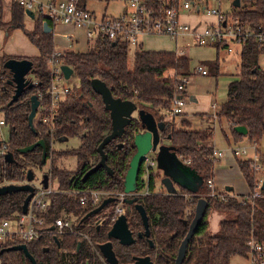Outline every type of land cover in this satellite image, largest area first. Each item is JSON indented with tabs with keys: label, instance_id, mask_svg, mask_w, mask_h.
Here are the masks:
<instances>
[{
	"label": "trees",
	"instance_id": "1",
	"mask_svg": "<svg viewBox=\"0 0 264 264\" xmlns=\"http://www.w3.org/2000/svg\"><path fill=\"white\" fill-rule=\"evenodd\" d=\"M239 8L233 16L252 31L264 28V0H239ZM15 15L21 17L23 10L16 6ZM3 6L0 0V28ZM45 18L37 16L31 31H24L29 41L37 48L39 56L31 59L32 76L38 83L25 92L16 103L8 106L14 88L7 83L9 74L1 66L0 70V113L8 129L4 142L6 152L14 156V162L6 164L0 157V185L22 184L29 170L41 168L42 149L35 147L32 152L20 154L19 150L41 140L45 145V159L50 162L47 176L58 184L59 191H123V180L128 164L135 153L134 136L141 133L137 119L126 127L123 136L104 148L106 165L112 170V176L104 169H98L84 181L86 172L99 160L96 151L102 139L111 129L109 113L104 109L101 99L96 95L90 82L98 79L103 82L114 98L132 101L138 109L152 113L157 122H164L161 138L174 147L178 157L189 160V166L203 180L199 195H192L178 189L175 194H168L163 187H156L157 179L152 169L148 178H140L137 191L147 190L148 194L138 198L148 216L149 239H138L133 245H117L119 264H130L133 258L148 256L152 264H174L179 245L188 231V224L193 209L199 198L208 203L206 216L188 244L182 264H229L235 256L248 257L247 242L253 238L264 242V193L258 199L247 200L245 196H234L231 192L220 200L209 197L206 181L213 178L214 167L210 161L213 151L208 143L213 136L210 130L192 131L176 129L174 124L164 121V110L169 107V100L175 93L177 78L190 75V60L170 52H155L136 49L132 57L125 44L112 43L108 40H96L84 53H69L60 59L73 71L79 81L78 88H72L70 94L58 105L57 115L52 128L37 122L33 129L28 125L30 112L29 99L38 91L43 92L51 83L52 76L48 61L53 49L52 33L43 32ZM50 27H53L48 22ZM219 52V50H217ZM264 54V45L248 43L242 46L239 54V73L227 86L226 99L216 110V119L228 126L234 142L246 138L258 146L264 143V70L259 67V58ZM7 59L3 60V63ZM208 72L218 76V63L205 64ZM167 72L174 77L163 79ZM48 104V101L45 102ZM183 125L184 122H181ZM242 126L246 136L234 131ZM227 139L226 134H224ZM69 138H77L79 146L75 149L54 151L53 144ZM117 143V145H116ZM122 145L119 149L118 145ZM75 160L76 169L71 171L66 164ZM237 167L252 193L256 175L250 170L248 162L239 160ZM144 171H141V175ZM264 176V172H263ZM27 194L12 193L0 196V220L20 214L21 206ZM57 203V206L55 205ZM211 208L221 215L219 231L211 234L207 216ZM72 213L82 219L89 210H84L76 200L63 195H55L53 205L45 216L47 222L58 217L61 212ZM125 216L129 231L135 236L142 232V226L135 211L127 207ZM79 219V220H80ZM184 221L187 224H184ZM104 228L100 233L94 229L89 232L93 245L98 247L107 241ZM149 241L153 246H149ZM81 242L77 250V244ZM20 244L17 239L0 241V251ZM28 253L36 264H102L97 253L81 238L64 235L55 244L52 236L43 235L37 240L26 243ZM47 248V252H45ZM0 264H31L22 252L8 251L0 254Z\"/></svg>",
	"mask_w": 264,
	"mask_h": 264
},
{
	"label": "built area",
	"instance_id": "2",
	"mask_svg": "<svg viewBox=\"0 0 264 264\" xmlns=\"http://www.w3.org/2000/svg\"><path fill=\"white\" fill-rule=\"evenodd\" d=\"M223 0H12L20 7L23 12H31L35 17L42 16L46 23L53 26L64 25L81 30L86 38L87 45L96 40H108L112 43L118 42L125 44L129 49H142L144 40L147 37H164L177 43L179 40L185 41L186 47H211L227 54H232L237 48L248 43L259 46L264 45V28L258 31L250 30L233 16L234 0H224L232 12L222 10ZM89 2L120 3L121 10L117 16L107 17L96 15L87 6ZM183 15H192L198 19L194 24L182 20ZM212 18V21L203 20ZM69 37L68 39H70ZM71 48V46H69ZM72 51L59 50L53 51L48 61V69L52 76L50 85L43 91H38L35 95L39 101V106L34 118L36 122L52 128L57 109L71 92L72 88L63 85L65 79L61 73L62 66L60 59ZM182 57L184 52H174ZM190 75L177 78L175 93L169 100V107L164 110V116L172 121L179 118L184 113V108L189 102L186 89L189 84L190 76L198 74L207 75V70L200 64L190 67ZM31 82L34 86L38 83V78L33 77ZM61 84V85H60ZM46 100L48 104H46ZM213 119L216 120V106H212ZM4 125L0 121V126ZM256 143L249 146H238L231 148L229 154L238 160L247 161L250 170L256 175L254 184L255 190L245 197L248 200L258 199L264 192L261 190L264 178V152ZM6 152L5 146L0 149V157ZM251 152V153H250ZM226 152L220 150L212 151L210 161L220 163L225 157ZM185 165L190 161L181 158ZM155 159L151 160L146 156L143 163V177H147L148 170L155 166ZM143 179V178H142ZM55 181V180H54ZM53 180L48 178L47 187L44 188L41 180L33 185L34 193L30 199L25 214H16L8 219L0 220V241L17 239L20 244H25L37 240L40 236L51 235L59 239L64 235H72L85 241L93 251L98 252L90 241L89 232L95 226L106 225L110 228L123 214L124 201L128 198L124 192L113 191H88V190H69L59 191L52 186ZM206 188L210 191L209 197L224 198L225 193L217 192L213 178L206 181ZM63 195L73 198L84 210L98 208L106 199L113 201L102 211L101 217H93L86 222H81L79 216L64 211L47 222L46 215L53 205L55 195ZM147 190L136 192L130 197L147 195ZM80 219V220H79ZM84 227L85 232L81 229ZM51 228H53L51 230ZM248 257L247 264H264V242L256 241L251 238L247 242Z\"/></svg>",
	"mask_w": 264,
	"mask_h": 264
},
{
	"label": "water",
	"instance_id": "3",
	"mask_svg": "<svg viewBox=\"0 0 264 264\" xmlns=\"http://www.w3.org/2000/svg\"><path fill=\"white\" fill-rule=\"evenodd\" d=\"M233 6L235 8H239V0H234ZM25 15L32 20L34 19V16L31 12L25 11ZM42 27L45 34L51 31V28L47 23H43ZM2 67L9 74L7 83L14 88L13 95L8 102V106H10L13 103H16L25 92L30 91L34 88L33 83L28 78L33 74V63L28 59L11 58L6 60L3 63ZM60 70L65 80H68L73 74L71 68L66 65H62L60 67ZM90 87L92 91L101 98L104 109L109 113L111 121V131L102 139L101 143L97 147V153L100 155L99 162L86 174V176L99 168H104L109 174H111V171L105 164L106 155L104 154L103 149L112 140L122 137L125 128L129 126L131 121L134 119L133 115L136 114V119L138 120L143 131L134 136L133 146L135 148V153L129 161L128 169L124 176V194L130 197L137 192V183L141 171V166L144 163L146 156L149 153H152L155 155L156 169L160 171L162 176L160 184L168 194H175L178 189H181L192 195H199L200 190L203 186V180L199 176V174L190 166L185 165L177 157L174 147L170 145L160 144V132H162L165 127L164 122H157L155 116L152 113L143 109H138L136 104L132 101H123L121 99L114 98L107 86L98 79L91 80ZM29 104L30 112L27 116V121L29 127L33 129V121L39 106V101L36 95H31ZM234 131L242 136H246L247 133L246 128L242 126L235 127ZM35 147H41L43 150L41 161V163L43 164L45 162V147L43 141L41 140L35 142L30 146L20 149L19 153L27 154L29 152H32ZM121 147L122 145H119L118 148ZM3 160L6 164H11L14 162V156L12 153L6 152L3 156ZM33 179V172L29 170L26 176L27 183L21 185L13 183L0 185V196L12 193L27 194L21 206V212L22 214H25L27 211L28 203L34 193V188L30 184ZM47 182L48 176L43 175L41 177V184L44 188L47 187ZM261 190L262 192H264V178L262 180ZM112 201L113 199L104 200L98 208L87 213L81 219V222L101 212L102 209L108 206ZM124 204L126 205V207H132L140 216L144 232L142 234H139L138 238H142L143 236L148 238V218L142 205L138 203V199L136 197L126 198ZM207 208L208 203L206 202V200L203 198H199L194 207V215L190 223L188 224V231L179 245L174 264L183 263L188 244L195 235L199 224L206 216ZM184 223L186 224V222ZM52 229L53 228H51V230ZM107 238L117 239V242L121 246H130L134 244L135 239L132 237V234L128 229L127 219L124 214L118 216L117 220L108 231ZM54 241L56 244H58L57 239H54ZM150 246L152 247L151 242ZM47 250L48 249L45 248L44 251L47 252ZM8 251L22 252L31 264H36L33 257L28 253L25 244H18L3 249L0 251V254ZM99 251L108 264H119L113 252L111 242L100 245ZM134 264H152V262L150 258L146 256L134 258Z\"/></svg>",
	"mask_w": 264,
	"mask_h": 264
},
{
	"label": "rangeland",
	"instance_id": "4",
	"mask_svg": "<svg viewBox=\"0 0 264 264\" xmlns=\"http://www.w3.org/2000/svg\"><path fill=\"white\" fill-rule=\"evenodd\" d=\"M87 6L90 10H93L94 12H96V15H101V16L104 15L107 17L117 16L121 10V4L117 3V2L110 3L107 6L104 3L89 2L87 4ZM222 10L224 12H226V11L232 12V9L230 7H228V4L224 0L222 1ZM21 17L22 18L20 19V21H18L15 19L14 15H12L11 12H7L5 10L4 14H3V20H4V22H6L8 24V27H9L7 32L5 31V32H3V34H4V36L6 34H9V37H7V40H6L7 42L10 43V41H12V40L17 41V42H14L13 45H17L18 41L21 42V39L19 40L16 37V36H18V34H20V38H21V36L22 35L24 36V34H25L23 30L32 28L33 20L28 18L25 14L22 15ZM19 24H20V26H19ZM16 33H18V34H16ZM23 36H22V38L24 40V44L26 46L30 47L31 45L28 43L26 35L24 37ZM6 46H8V45L6 44ZM1 48L2 47L0 45V52H1ZM89 48H90V50L93 49L91 43H89V45H88V49ZM33 49H35V48L33 47ZM143 50H145V51H157V52H161V51L162 52H172V53H174L175 51L176 52L182 51V52H184L182 57L190 59V61H192V63H197L198 61H200V59L202 57L206 58V57H204L205 54H203V53H210L211 52V50L204 51L203 49H195V48L186 47L185 41H183V40H179V41H177L176 44H174L173 41H171L167 38H164V37H147V38H145ZM133 52H134V49L130 48L129 49L130 57H132ZM223 57L225 58L224 61H222V59H221L222 57L220 56L219 71H218L217 78L212 76L211 74H209L206 77H202V76L200 77L198 75L190 76L189 84L187 86L188 87V95L195 97L197 100L196 102H198L202 107L207 108V110H208V107H206V106L209 103H211L210 101H212V102L215 101L218 105H220L226 99L225 98L226 97V86L239 73V68L237 66L238 58L233 56V55H228V56H223ZM259 67L262 70H264V54H262L259 58ZM190 73H191V71H190ZM172 77H174L173 72H167L163 76V79L172 78ZM32 78H33V76L30 75L29 79L31 80ZM63 85H66L69 88H74V87L78 88L79 81H78L77 77L74 74H72V76L68 80H65L63 82ZM190 104H192V102L188 103V105H190ZM133 117L136 118V114H134ZM1 118H3V116L0 114V121H3V119H1ZM164 119L166 120L165 122L174 124L176 129L183 130V129L188 128V126H186V124L183 125L180 123L181 118H176L175 120L169 121L164 116ZM35 123H37L36 119H35V121H33V124H35ZM222 129H225V128L222 127ZM225 131L227 132L226 129H225ZM213 135H214V148L215 149L223 150L224 152L230 150V148L227 146V144L225 142L224 136L222 134V130L218 124L215 125V127H214ZM7 137H8V129L5 125L4 126L2 125L0 127V142H4L7 139ZM228 137H229V135H228ZM212 140H213V138H212ZM165 144H167V143H165ZM243 144H246L245 141L243 142ZM78 146H79V141L77 138H69V139L64 140L62 142H57V143L53 144L52 149L54 151H60V150H65V149H75ZM233 146L234 145H231V148ZM241 146H244V145H241ZM147 157H149V159H151V160L155 159V155L152 153H149L147 155ZM178 158L181 160L180 157H178ZM237 161H239V160L238 159L235 160L236 165H237ZM66 164L68 165L69 170L73 171L76 169L75 160L67 161ZM219 164H221V162L220 163H217V162L212 163L214 170H215L216 166ZM48 166H49V162H47L44 165L43 171H46ZM151 169H152L154 175L157 176L156 177V179H157L156 187H158V186H160V180L162 178L161 173H160V171H158L156 169V163H155V166L152 167ZM233 169H235V168H233ZM33 171H34L35 176H36V179L33 182H34V184H36L37 182L40 181L41 175L39 174V172L36 169H34ZM44 174L45 173H42V175H44ZM217 175L220 176L221 179L224 181H228L231 179L234 182L235 181L237 182L238 179H240V181H241V177L237 171H235V175H234V173H230L229 171L228 172L220 171ZM213 176H214V174H213ZM48 178H49V176H48ZM142 178L144 180H147L148 175H147V177H142ZM223 185H224V183H223ZM52 186L54 188L57 187V189H58V184L54 180L52 182ZM218 187H219L218 190H221V191L225 190V188H226L224 186H218ZM223 192L224 191H222V193ZM128 198H132V197H128ZM55 205L57 206V203H55ZM122 208H123V214L125 215L126 210H127L126 205H125V207L122 206ZM193 215H194V209H193ZM193 215H192V217H193ZM207 220L209 222L210 233L216 234L219 231V222L221 220V215L218 212H216L214 208H211V210L209 211V214L207 216ZM81 229L84 230L85 232H88V230H85L84 227H81ZM229 264H247V259L244 257L235 256V257L231 258Z\"/></svg>",
	"mask_w": 264,
	"mask_h": 264
},
{
	"label": "crops",
	"instance_id": "5",
	"mask_svg": "<svg viewBox=\"0 0 264 264\" xmlns=\"http://www.w3.org/2000/svg\"><path fill=\"white\" fill-rule=\"evenodd\" d=\"M42 1L46 2V1H51V0H42ZM2 6H3V14H4L5 10L7 12H11L12 15H14L15 19L20 21V19L22 17L15 15V11L13 9L15 7V4L12 2V0H2ZM3 14H2V22L4 23L5 27L0 28V45L2 47L1 48L2 53L0 52V70H1V66L3 65V60H5V59L8 60V59L14 58V59L31 60V59H34V58L39 56V52H38L37 48L29 41L28 38H27L28 43L31 46L28 47L24 44V40L22 38L23 35L20 38V34L16 33V34H18V36H16L17 39H19V40L21 39V42L18 41L17 45H13L14 42H17L15 40L10 41V43L6 41L7 37H9V34H6L4 36L3 32H5V31L7 32L9 27H8V24L6 22H4V20H3ZM24 14L25 13H23L22 15H24ZM34 19H33L32 28L31 29H25V31H31L33 29ZM182 20L187 21V22L192 23V24H194L195 22L198 21V19L192 15H183ZM203 20L212 21V18H204ZM44 23H46V22H44ZM19 26H20V24H19ZM50 28H51V31L49 33H52V35H53V48H54L53 50L54 51H59V50H67L68 51L70 49L72 51L71 53H84L88 50V45H87L85 35L81 30L74 29L72 27L64 26V25H57V26H53ZM24 36H25V34H24ZM69 37H71V38L68 39ZM6 44L8 46H6ZM69 46H71V48ZM33 47L35 49H33ZM191 48L203 49L204 51L211 50L210 53H203V54H205L204 57H206V58L202 57L200 59V61H198L197 63H192V61H190L191 66H193L194 64L202 65L203 68L205 70H207L206 76H208L210 74L208 72L207 66L205 65L206 63H209V62L212 63V62L217 61L218 71H219L220 56L222 57L221 58L222 61H224L225 58L223 56L233 55V56L238 58V63H239V54H240L241 48L240 49L237 48L234 51V53H232V54H227V53L222 52L220 50H219V52H217L216 49L211 48V47H191ZM155 52H157V51H155ZM170 53H172V52H170ZM237 66H238V64H237ZM194 75H198V74H194ZM191 76H193V75H191ZM198 76L201 77V75H198ZM206 76H202V77H206ZM228 84H227V86H228ZM227 86H226V91H227ZM186 95L189 98V102H192V104L188 105L189 102L187 103L188 106L187 105L185 106L184 113L179 118H181L180 123L184 122L186 124V126H188V128H187L188 130H192V131H204L207 129L210 130L211 134L213 136V140L210 143H208V146H211L214 150H219V149L214 148V135H213L214 127H215V125L218 124L222 130L223 136H224V134H226V136H227V139L225 138V136H224V139H225L227 146L230 148V150H231V145H234L232 148L238 147L241 145L249 146L250 142H248V140L246 138H243L241 141L234 142L230 136L229 129H228V126L226 125V123L222 120L218 121L217 119L216 120L213 119L212 106L213 105L216 106V110H217V107L219 106L215 101L214 102L210 101L211 103H209L206 106V107H208V110H207V108L202 107L198 102H196L197 100L195 97L188 95V87L186 89ZM1 119H3V118H1ZM222 127H224L227 130V132L225 131V129H222ZM227 134L229 135V137ZM244 141L246 144H243ZM259 149L261 150V152H264V143H262V145H260ZM230 150L226 151V154H227L226 157L221 161V164L216 166V168L214 170L213 182H214L215 189L217 190V192L219 191L220 193H222V191H224L223 193H225V194L228 192H231V194L234 196H246L250 193L249 189H248V187L245 183V180L243 179L241 173L238 170V167H237L236 162H235L236 159L233 158L229 154ZM220 151H223V150H220ZM233 168H235V169H233ZM220 171H225V172L229 171L230 173H234V175H235V171H237L241 177L242 182L240 181V179H238L237 182L235 181L236 183L232 179L228 180V181H224L221 179L220 176L217 175ZM223 183H224V185H223ZM160 186L162 187L161 184H160ZM160 186H158V189ZM218 186H224L226 188H225V190L221 191V190H218L219 189Z\"/></svg>",
	"mask_w": 264,
	"mask_h": 264
},
{
	"label": "flooded vegetation",
	"instance_id": "6",
	"mask_svg": "<svg viewBox=\"0 0 264 264\" xmlns=\"http://www.w3.org/2000/svg\"><path fill=\"white\" fill-rule=\"evenodd\" d=\"M29 78V77H28ZM101 99V98H100ZM102 102V101H101ZM104 106V105H103ZM134 119H136L135 117H134ZM164 121H166L165 119H164ZM110 124H111V121H110ZM126 129V128H125ZM142 130V129H141ZM110 131H111V129H110ZM143 131V130H142ZM110 133V132H109ZM161 133L162 132H160V144H165V143H167L168 145H169V143H168V141H166V140H163L162 138H161ZM124 134V133H123ZM123 136V135H122ZM117 139H120V138H116V139H114V140H112L109 144H111L112 142H116L117 141ZM67 140V139H66ZM62 141H64V140H61V141H59V142H62ZM108 144V145H109ZM167 144H165V145H167ZM108 145H106V146H108ZM116 145H117V143H116ZM120 145V144H119ZM119 145H118V147H119ZM105 146V147H106ZM44 147H45V145H44ZM104 147V148H105ZM41 148V147H40ZM122 148V147H121ZM121 148H119V149H121ZM42 149V148H41ZM96 151H97V149H96ZM103 151H104V149H103ZM6 153V152H5ZM42 153H43V150H42ZM45 153H46V150H45ZM105 154V153H104ZM99 155V154H98ZM106 155V154H105ZM99 160H100V155H99ZM99 160H98V162H99ZM70 161V160H69ZM47 162H49V161H46V159H45V162L42 164L41 163V168H37L36 170L39 172V174L41 175V177L43 176L42 175V173H45L44 175H47V173H48V169H49V166H48V168H47V170L46 171H43V167H44V165L47 163ZM97 162V163H98ZM97 163L95 164V166L97 165ZM105 164H106V160H105ZM49 165H50V162H49ZM95 166H93L91 169H93ZM107 166V165H106ZM107 168L111 171V174H109L104 168H99V169H104L105 171H106V173H107V175H109V176H112V174H113V172H112V170L107 166ZM91 169H89L87 172H86V174L91 170ZM98 170V169H97ZM143 170V164H142V166H141V171ZM96 171V170H95ZM94 171V172H95ZM141 171H140V175H139V178H138V182H139V180H140V178H142L143 177V175H141ZM33 172V176H34V179H33V181H35V179H36V176H35V173H34V171H32ZM94 172H92V173H94ZM92 173H90V174H88L87 176H86V174H85V176H84V178H83V181L89 176V175H91ZM41 180V179H40ZM30 182V184L33 186L34 185V182ZM25 183H27L26 182V180L22 183V184H25ZM5 184V183H4ZM3 185V184H2ZM19 185H21V184H19ZM137 185H138V183H137ZM100 191H105V190H103V189H101ZM139 203V202H138ZM140 204V203H139ZM141 205V204H140ZM107 207V206H106ZM143 207V206H142ZM132 208V207H131ZM133 209V208H132ZM144 209V208H143ZM103 210H105V208H103L102 209V211ZM134 210V209H133ZM145 210V209H144ZM102 211L101 212H99L98 214H96V215H94V216H91V217H89V218H87L86 220H84L83 222H86V221H88L89 219H91V218H93V217H101L102 216ZM135 211V210H134ZM89 213V212H88ZM135 213H136V215L138 216V218H139V220H140V223H141V226H142V232L141 233H138L137 235H133L132 233V237L135 239V242L138 240V239H146V240H148L149 239V237L148 238H146V237H142V238H138V235L139 234H142L143 232H144V228H143V224H142V222H141V219H140V216L137 214V212L135 211ZM145 213H146V211H145ZM147 215V214H146ZM147 218H148V216H147ZM127 219V218H126ZM184 222H186V221H184ZM185 224V223H184ZM186 224H187V222H186ZM112 227V226H111ZM110 227V228H111ZM104 228H108L106 225H102V226H95L93 229L96 231V233L98 234V233H100L101 232V230H103ZM110 228H108L107 229V231H106V238H107V233H108V231L110 230ZM148 229H149V223H148ZM92 230V229H91ZM90 230V231H91ZM149 235H150V233H149ZM51 236V235H50ZM52 239H53V241H54V239H57L56 237H54V236H52ZM57 240H59V239H57ZM90 241H91V244L93 245V242H92V240H91V237H90ZM107 242H111V244H112V249H113V252H114V254H115V257H116V260H117V245H119V243L117 242V239H108L107 238V241H104V242H102L100 245H102V244H105V243H107ZM134 242V243H135ZM150 242L151 241H149V246H150ZM54 243H55V241H54ZM152 243V242H151ZM56 244V243H55ZM78 245H79V248H80V246H81V242H79L78 244H77V250L79 249L78 248ZM99 245V246H100ZM133 245V244H132ZM99 246L98 247H96V246H94L93 245V247L96 249V251L98 252V254H97V256L100 258V262L102 263V264H108L106 261H105V259H104V257L101 255V253H100V251H99ZM119 246H121V245H119ZM131 246V245H130ZM152 246H153V244H152ZM126 247H129V246H126ZM151 247V246H150ZM146 257V256H145ZM119 263V262H118ZM130 264H134V258H133V262L132 263H130Z\"/></svg>",
	"mask_w": 264,
	"mask_h": 264
}]
</instances>
